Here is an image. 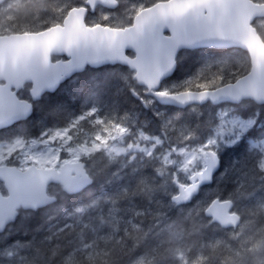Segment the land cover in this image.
I'll return each instance as SVG.
<instances>
[{
    "label": "snow or ice",
    "instance_id": "snow-or-ice-1",
    "mask_svg": "<svg viewBox=\"0 0 264 264\" xmlns=\"http://www.w3.org/2000/svg\"><path fill=\"white\" fill-rule=\"evenodd\" d=\"M126 2L0 0V126L86 63L127 65L115 75L146 106L230 99L264 112V0H138L102 11ZM89 8L101 9L98 20L87 19ZM201 44L231 51L157 90L177 50ZM160 120L156 135L127 113L92 107L39 138L0 142V264H264V138L252 144L256 163L237 165L227 195L210 188L195 200L215 179L220 151L255 120L221 112L178 136L174 119ZM202 125L207 139L194 144ZM101 180L111 189L97 192ZM57 203L40 217L41 239L7 243L18 218L28 233L35 213Z\"/></svg>",
    "mask_w": 264,
    "mask_h": 264
},
{
    "label": "trees",
    "instance_id": "trees-1",
    "mask_svg": "<svg viewBox=\"0 0 264 264\" xmlns=\"http://www.w3.org/2000/svg\"><path fill=\"white\" fill-rule=\"evenodd\" d=\"M72 2L79 4L81 0H72ZM135 2H138V0H127L126 3L121 4L114 10L104 8L102 11L105 14L118 13L120 8ZM102 11L100 8H97L95 12L89 13L87 19L91 21L98 20ZM230 51L231 49L208 48L182 50L178 57L177 69L174 75L165 81L164 87L173 88L175 85L182 84L193 77L205 64L227 56ZM128 70L127 67L121 65L87 68L83 73L62 84L56 92L47 93L37 101L30 118L12 127L0 130V142L10 141L19 137H40L41 133L45 130L64 127L70 118L78 116L92 107H97L101 115L123 116L127 113L130 120H135L137 124L140 122L144 123L152 134H156L159 132L160 126V122L157 123L158 116L156 111L145 108L142 100L133 95L129 90L130 86H126L124 80L115 75L117 73H127ZM229 106L236 107L235 113L241 118L255 117L256 122L248 129L246 135L239 142L228 147L225 153H219L222 162L219 172L215 175L213 183L201 188L195 200L203 198L210 188L216 189L219 187L223 189L224 195H227L232 190L236 180L235 177L239 175L237 165L241 161H246L249 165L256 163L257 156L250 148V142L264 138V112H257L253 105L244 101L239 105H213L208 103L205 105H192L185 109L159 105L160 109L165 110L167 116L174 119V125L185 128L196 127L200 122L208 120L210 113L214 115L221 108H229ZM243 106L246 107L242 108ZM208 134L209 129L202 125L196 128V135L192 142H202L207 138ZM224 170L228 171L223 175V179H220L219 175L221 176ZM92 187L97 192L111 189V185H106L103 180L98 181ZM86 198V192L78 193L71 198L67 206L70 207L72 204H78ZM195 200L192 203H195ZM57 210L58 203L35 213L28 222V227L30 228L28 233L22 230L21 226L24 224V221L18 218L13 226L12 235L8 237L7 243L10 244L16 240H28L32 238L41 239L46 234L47 225L41 227L42 221L40 217L44 214L50 215ZM17 228L21 230H16Z\"/></svg>",
    "mask_w": 264,
    "mask_h": 264
},
{
    "label": "water",
    "instance_id": "water-1",
    "mask_svg": "<svg viewBox=\"0 0 264 264\" xmlns=\"http://www.w3.org/2000/svg\"><path fill=\"white\" fill-rule=\"evenodd\" d=\"M89 11L93 12V11H95V9H91V8H89ZM88 13H89V12H88ZM87 15H88V14H87ZM200 48H226V47H224V46H218V45H212V44H201V45H197V46H194V47H181V48H179V49L177 50V52H176V56H175V64H174V66L172 67V69H171L170 71L166 72V73L161 77V79H160V83H159V85L157 86V90H159V88L161 87V84H162L163 80H165L166 78L170 77V76L175 72V70H176V66H177V56H178V54H179V52H180L181 50H183V49H200ZM129 51H131V50H129ZM106 64H112V65H114V64H122V63H120V62H116V63L105 62V63H101V64H91V63H86V64H84L82 67H77V68H74L73 70L69 71L67 74H65V75L63 76L62 79L59 80L58 83H56V84L54 85V87H51V88H45L44 91L41 92L40 95H39L37 98L32 99V100H33V101H37V100H39V99L42 97V95L45 94L46 92H55V91L59 88V86L61 85V83H63L65 80H67L68 78L72 77V76L75 75L76 73L82 72V71L86 68V66L101 67V66L106 65ZM123 65H125V64H123ZM157 101H159L160 103L165 104V105H173V106L180 107V108H185V107L188 106V105L180 106V105H176V104L173 103V102H165V101H160V100H158V99H157ZM29 102L32 104V109L28 112L27 115H20V116H18L16 119L12 120L10 123H8V124H6V125H4V126H0V128L8 127V126L14 124L15 122H18V121H20V120H23V119H26V118L30 117L31 114L33 113V102H32V101H29ZM206 102H212V101H205V102H203V103H193V104H204V103H206ZM226 102H230V103H239V102H236V101H232V100H230V99H220V100H218V101H216V102H212V103H214V104H220V103H226ZM190 105H191V104H190ZM220 166H221V160H220V157H219V166H218V168L216 169V171L214 172V174L219 170ZM202 186H203V185H202Z\"/></svg>",
    "mask_w": 264,
    "mask_h": 264
},
{
    "label": "rangeland",
    "instance_id": "rangeland-1",
    "mask_svg": "<svg viewBox=\"0 0 264 264\" xmlns=\"http://www.w3.org/2000/svg\"><path fill=\"white\" fill-rule=\"evenodd\" d=\"M167 85V84H166ZM165 89H166V87H164ZM167 89H171V88H167ZM144 104V103H143ZM242 106V105H241ZM144 107L145 108H149V109H152L153 111H156V114H157V116H158V119H157V123H159L160 122V126H159V129H161V125H162V123L163 122H161V120H160V116L161 115H163V116H165V117H169V116H167L166 115V113H165V110H162V109H160L159 108V104L158 103H156L155 102V100H153L152 101V103L150 104V105H148V106H146L145 104H144ZM246 106H243L242 108H245ZM235 110H236V107H234V106H229V108H221L220 109V111H218V113H221V112H226V113H228V115L229 116H232V117H238L241 121H248L249 119H253V120H255V122H256V118L255 117H250V118H241L240 116H238L236 113H235ZM217 112L213 115V114H209V116H208V119L210 118V117H215V116H217V114H218ZM170 118V117H169ZM181 128L182 127H180V126H176V125H174V127L172 128V129H169V132L170 133H172L174 136H178L179 135V133H180V130H181ZM247 132V131H246ZM246 132H243L241 135H240V139L237 141V142H239L241 139H242V137L243 136H245L246 135ZM159 134V132H157L156 133V135H158ZM37 138H39V137H37ZM15 139V138H14ZM207 138H205V140H206ZM236 142V143H237ZM235 143V144H236ZM195 144V143H194ZM235 144H233V145H235ZM252 144H253V142H250V148L254 151V153L256 154V156H257V160H258V158H259V156H260V152H259V150L258 149H256V148H253L252 147ZM232 146V145H231ZM228 147H225L222 151H220V153H225L226 152V149H227ZM229 170V169H228ZM228 170H224L223 171V173H221L222 175L220 176L219 175V178L220 179H223L222 177H224L223 175L226 173V171H228ZM237 177H235V179H236Z\"/></svg>",
    "mask_w": 264,
    "mask_h": 264
}]
</instances>
